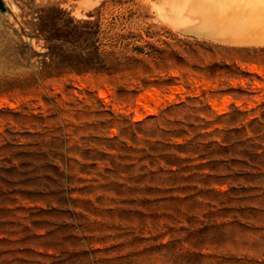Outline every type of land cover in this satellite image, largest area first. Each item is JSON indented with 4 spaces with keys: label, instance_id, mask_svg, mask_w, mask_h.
Masks as SVG:
<instances>
[{
    "label": "rangeland",
    "instance_id": "1",
    "mask_svg": "<svg viewBox=\"0 0 264 264\" xmlns=\"http://www.w3.org/2000/svg\"><path fill=\"white\" fill-rule=\"evenodd\" d=\"M0 1V264H264V44L218 0Z\"/></svg>",
    "mask_w": 264,
    "mask_h": 264
},
{
    "label": "bare ground",
    "instance_id": "2",
    "mask_svg": "<svg viewBox=\"0 0 264 264\" xmlns=\"http://www.w3.org/2000/svg\"><path fill=\"white\" fill-rule=\"evenodd\" d=\"M218 1L221 2L220 7H219L220 12L218 14V15L221 14L220 15L221 17L217 15L218 18L219 17L220 18L219 19L217 18L214 20L218 21L219 26L214 25V26H211L210 28H207L206 25H208V24H204L206 27L203 26V28L198 29V30L204 31L201 33H205V34H209V35L210 34H217V35L223 34L226 39L243 40L246 42H252V43H256V44H264V0H218ZM193 3H196V2L194 1ZM216 11H218V10H216ZM211 12L213 13V10H211ZM196 13H197V11H196ZM211 14L209 15L210 18H211ZM215 14L216 13H214V15ZM206 17H208V16H206ZM212 17H214V16H212ZM209 25H210V23H209ZM192 31L194 33V30H192ZM153 93H155V92H153ZM152 95L150 94V97ZM153 96L156 97L155 94ZM143 97L144 98L146 97L148 99L149 95H146ZM158 99H159V95H158V98L155 100L158 101ZM143 100H145V99H143ZM149 100H151V98ZM153 100L154 99H152L151 101H148V103H146V105L149 106V108H152L148 104L150 102H152ZM140 101H141V99H140ZM145 102H147V101H145ZM144 103H142V104L144 105ZM152 103H154V101ZM137 105H140V104H137ZM140 106H138V107H140ZM136 108H137V106H136ZM135 111H138V108ZM140 112H138V113L140 114Z\"/></svg>",
    "mask_w": 264,
    "mask_h": 264
},
{
    "label": "water",
    "instance_id": "3",
    "mask_svg": "<svg viewBox=\"0 0 264 264\" xmlns=\"http://www.w3.org/2000/svg\"><path fill=\"white\" fill-rule=\"evenodd\" d=\"M0 12H5V5L0 1Z\"/></svg>",
    "mask_w": 264,
    "mask_h": 264
}]
</instances>
